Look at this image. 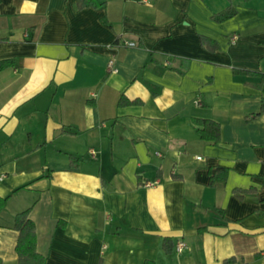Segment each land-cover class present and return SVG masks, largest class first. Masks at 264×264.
Segmentation results:
<instances>
[{"label":"crops","instance_id":"obj_1","mask_svg":"<svg viewBox=\"0 0 264 264\" xmlns=\"http://www.w3.org/2000/svg\"><path fill=\"white\" fill-rule=\"evenodd\" d=\"M98 1L0 0V264L28 208L46 264H264V0Z\"/></svg>","mask_w":264,"mask_h":264},{"label":"trees","instance_id":"obj_2","mask_svg":"<svg viewBox=\"0 0 264 264\" xmlns=\"http://www.w3.org/2000/svg\"><path fill=\"white\" fill-rule=\"evenodd\" d=\"M105 4V2H99L98 0H77V9H83L85 7H101ZM237 15V9L233 6L227 8L226 10L220 12L219 14H215L213 16L214 21L216 22H224L234 18ZM7 40L6 38H0V41ZM202 46L205 48L216 51L220 48L218 42L216 40L211 39L208 36H201ZM13 60H2L0 61V70L8 67L9 65H13ZM248 74L258 75L260 77V81L254 86L258 89L263 87L264 84V73H257L254 71H244ZM157 92H154L156 95ZM261 103V112H264V98ZM141 103L140 100H130L125 96H122L119 100V105L127 106ZM193 123L196 125L197 132L200 138L203 141L212 142L215 144H219L222 141V125L212 119H201L194 118ZM71 164L73 166H77V160L71 158ZM228 179V169L224 166H217L216 171L210 176L209 185L217 186V185H225ZM234 193L238 194L240 198H242L245 193H253L256 192V188L249 189H241L235 188L233 190ZM10 196L1 197L0 196V213L6 208ZM218 211H221L218 209ZM31 208L18 212L14 218L13 229L17 231V243H16V254H17V262L18 264H46V257L44 254L39 252L38 250V236H37V226L35 221L30 217ZM223 219L229 220L225 215ZM61 225H65L63 221H59ZM163 248L166 253H171L173 251V242L171 238L163 239ZM236 262V258L232 257L226 260V263H234ZM146 264H149L146 263ZM150 264H153L150 262ZM243 264H246L245 262Z\"/></svg>","mask_w":264,"mask_h":264},{"label":"built area","instance_id":"obj_3","mask_svg":"<svg viewBox=\"0 0 264 264\" xmlns=\"http://www.w3.org/2000/svg\"><path fill=\"white\" fill-rule=\"evenodd\" d=\"M128 44H129L130 46L134 45L133 43H128ZM108 66H109V67H112L113 70H116V69L114 68V60H113V59H110ZM198 158H199V157H198ZM176 249H177L178 251L182 252V251H183V244H180L179 246H177Z\"/></svg>","mask_w":264,"mask_h":264}]
</instances>
